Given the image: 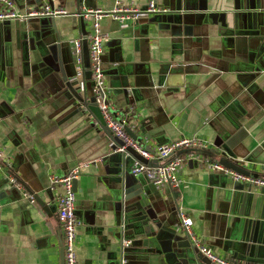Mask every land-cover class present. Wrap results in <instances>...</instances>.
Segmentation results:
<instances>
[{"label": "crops", "instance_id": "0c3cea01", "mask_svg": "<svg viewBox=\"0 0 264 264\" xmlns=\"http://www.w3.org/2000/svg\"><path fill=\"white\" fill-rule=\"evenodd\" d=\"M148 1L57 0L67 13L55 21H0V145L10 161H0V264H63L50 176L83 163L89 165L76 192L78 264H196L197 252L176 228L180 209L218 255L264 264V187L193 161L184 164L179 187H157L128 170L124 176V163L133 160L115 149L92 113L77 107L78 96L91 98L93 91L90 79L85 90L71 79V40L93 27L75 13ZM156 1L168 11L127 28L101 20L108 34L103 70L115 109L128 112L129 130L149 148L197 135L212 146L201 158L260 175L264 0ZM16 2L22 11L40 6L39 0ZM83 48L86 59L85 40ZM120 236L128 238L125 261Z\"/></svg>", "mask_w": 264, "mask_h": 264}, {"label": "built area", "instance_id": "2783aa9c", "mask_svg": "<svg viewBox=\"0 0 264 264\" xmlns=\"http://www.w3.org/2000/svg\"><path fill=\"white\" fill-rule=\"evenodd\" d=\"M39 1L40 6L22 11L18 9L16 0H0V21L29 19L33 17H56L67 13L65 7L55 4L57 0ZM166 11H168V8L160 5L156 0H149L145 7L119 4L110 10L101 7L95 9L89 8L75 14L86 21H90L93 31L71 40L75 53V74L71 78L72 81H75L82 90L86 89L87 80L90 79L92 81L93 95L96 97L107 127L117 138L122 140V145L117 147V150L125 151L126 147H132L149 161L166 159L182 149L194 147L207 148L208 143L200 136L190 135L182 136L152 149L132 136L128 131V129L133 128V125L129 123V114L128 112L123 114L115 109L110 87L105 80L103 52L108 34L102 31L101 20L110 17L118 21L121 28H127L143 17ZM84 40L88 43L89 67L85 65ZM87 71H90V78H87ZM1 160L6 163L10 162L5 155L3 146L0 145ZM188 161L204 164L210 170L221 171L229 175L236 182H244L257 188L264 187V164L260 175L246 174L207 157L201 158V154L193 151L178 153L173 159L164 164L154 162L146 164L135 160L131 167V172L136 176L140 174L145 175L157 187L165 185L179 187L181 182L180 172ZM88 165L89 163L76 165L65 176L57 173H53L50 176L49 186L54 192L53 202L57 207L58 219L63 230L64 264H78L76 240L78 235L77 229L81 221L76 214V192L73 189V180L79 178L82 169ZM11 181L18 188H23L22 183L16 176H11ZM179 215L180 221L176 227L177 230L185 233L198 251L212 262L217 264H247L215 253L208 245L202 243L201 238L194 231L192 218L182 209H180ZM129 242V240L126 241V243Z\"/></svg>", "mask_w": 264, "mask_h": 264}, {"label": "water", "instance_id": "95a60500", "mask_svg": "<svg viewBox=\"0 0 264 264\" xmlns=\"http://www.w3.org/2000/svg\"><path fill=\"white\" fill-rule=\"evenodd\" d=\"M51 19H54V21H55V17H51ZM81 19H83V18L81 17ZM85 65H86V67H89V54H88V51L86 52ZM86 75H87V78H90V71H87V74ZM78 99H79V101L77 102V107L80 109V111H84L87 114L92 113V115L97 119L98 123L102 125V128L104 129V131L106 133H108V135L112 139L111 144H113L115 146V149H117V147L121 146L122 143L119 141L120 139L117 138L112 133V131L107 127L106 121L103 118V115L101 113V110H100V108H99V106L97 104L96 97L93 95L91 98H87V97H82V96L79 95L78 96ZM128 131L131 133V131L129 129H128ZM240 132H244V129H242ZM132 136L137 139V137H136V135L134 133H133ZM211 147L212 146H209L208 148L194 147V148H189V149H182L179 152L172 154L171 156H169L166 159H163V160H153V161H149L147 158H145L142 155H140V153H138L132 147H126L125 151H121V152H123V154L125 156H128V157H126V159L133 160V162L132 163H127L128 167L124 163V165H123V172L122 173L125 176L126 173H127V170L129 172H131V167H132V165H133V163H134L135 160H138V161L143 162V163H146V164H152V162L159 163V164H164V163H167L168 161H170L171 159H173L175 157V155H177L178 153L186 152V151H197L199 154L204 155V154L209 153V151H211L210 150ZM196 163L199 164L198 162H196ZM69 172L70 171H68L67 173H69ZM59 174L61 176H65L66 175V174H62V173H59ZM132 175H134L135 177H137L133 173H132ZM78 183H79L78 178H76V179L73 180V189H74L75 192H77ZM48 191L51 193V198H52V201H53L54 200V192H53V190L51 189L50 186L48 187ZM35 197L37 199H40L38 197V195H35ZM117 204H118V206L120 208H122V204L123 203L121 201L118 202ZM120 212H121V210H120ZM124 239L126 240L128 238H125L124 236H120V240H121V242H120V244H121L120 259L122 261L123 260L125 261V259H126L125 258V254H124V249H125V245H124V242H123ZM62 245H63V264H64V244H63V240H62ZM185 245H190L191 247H193L195 253L196 252L198 253V254L196 253V255H197L196 264H217V263L212 262L210 259H208L206 256H204L202 253H200L198 251V249L191 243V241L189 240L188 237H187V242L185 243Z\"/></svg>", "mask_w": 264, "mask_h": 264}]
</instances>
